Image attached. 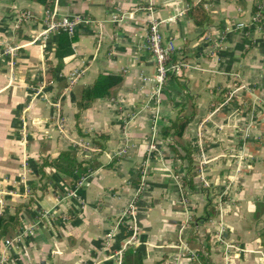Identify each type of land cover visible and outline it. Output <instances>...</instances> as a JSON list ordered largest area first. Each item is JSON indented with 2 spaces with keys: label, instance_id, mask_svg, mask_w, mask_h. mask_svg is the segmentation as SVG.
<instances>
[{
  "label": "crops",
  "instance_id": "1",
  "mask_svg": "<svg viewBox=\"0 0 264 264\" xmlns=\"http://www.w3.org/2000/svg\"><path fill=\"white\" fill-rule=\"evenodd\" d=\"M258 1L52 0L45 10L0 0V217L18 227L0 239V264H124L126 249L139 264H203L187 236L207 199L217 212L195 227L207 261L264 264V15L261 28L249 25ZM147 5L182 64L158 105L147 16L136 11ZM199 6L204 15L190 16ZM49 13L89 21L60 63L58 34L41 35ZM99 75L120 76L117 92L76 118L73 87ZM188 102L195 192L182 191L181 163L160 136ZM63 151L94 169L79 179L40 172Z\"/></svg>",
  "mask_w": 264,
  "mask_h": 264
},
{
  "label": "trees",
  "instance_id": "2",
  "mask_svg": "<svg viewBox=\"0 0 264 264\" xmlns=\"http://www.w3.org/2000/svg\"><path fill=\"white\" fill-rule=\"evenodd\" d=\"M35 3L42 6L45 10L50 8L52 0H33ZM257 12V7L253 8V13ZM193 14L199 15L203 14L204 11L201 6L191 9L189 11V15L192 16ZM263 13L261 14L263 18ZM261 18V20H262ZM255 29V28H254ZM76 38L74 35H69L64 32L58 33L56 48H55V58L57 59L58 63L61 60L69 55L72 52V45L75 43ZM170 61H175V56L171 53ZM47 81L49 82L54 78L55 72L50 64L48 71L46 72ZM121 83V77L116 75H99L92 84L87 86H80L76 85L73 87L72 91L74 94L77 114L78 115L90 108L92 103L96 99L101 98H111L117 92L119 85ZM195 106L192 103L188 102L187 111H180L177 117L170 121L169 124L161 130L160 136L163 140L168 141V147L171 150L174 160L179 161L181 163V167L183 169V173L180 177V184L181 189L184 192H195L194 186V178L198 174L199 167L196 162L193 160V149L190 143L186 142L183 139V132L187 126V124L192 120L195 114ZM99 139H103V137H97L93 139L94 144H97ZM51 167L59 174L72 178L76 177L77 179L81 178L89 171L93 170V166H84L83 161L77 160L76 154L71 151H63L59 154L57 158L54 160H44L42 162V166L40 172L43 173V169ZM204 194H207L206 189H202ZM215 207L211 204V199H207L204 207H203V214L199 218L193 217L190 221V231L187 236L188 246L191 249L197 250V255L199 260L203 264H211L207 261V258L204 256L203 252L199 251L200 244L198 243V235L195 227L201 221H207L208 219L212 218L216 214ZM15 220L5 221L4 217H0V239H8L11 237L12 233L18 228L17 224L13 226ZM17 231V230H16ZM15 231V233H16ZM207 245L204 246V251L208 252V238H206ZM123 261L124 264H139V255L133 249H126L123 253Z\"/></svg>",
  "mask_w": 264,
  "mask_h": 264
},
{
  "label": "built area",
  "instance_id": "3",
  "mask_svg": "<svg viewBox=\"0 0 264 264\" xmlns=\"http://www.w3.org/2000/svg\"><path fill=\"white\" fill-rule=\"evenodd\" d=\"M257 12L252 16L251 22L249 23L250 27L261 28V14L264 11V0H259L257 3ZM136 11H143L147 16V27L146 34L143 38L144 47L151 54L155 62V73L153 76L154 87L149 96V99H152L155 104L160 103V95L162 89L169 79V76L172 74H177L179 68L182 66L180 62H171L170 56L172 53V47L170 44L164 43L163 37L160 31V26L162 21L157 19L155 11L151 5L137 8ZM24 18H29L28 14H23ZM88 19L81 17H63L57 18L55 13H49L44 18L45 29L41 34L43 37L49 33H60L64 32L69 35H73L79 25L88 23ZM236 28L243 29L245 25L239 23L236 25ZM40 37H38L39 39ZM12 52V50H10ZM79 73H74L71 77L72 82H75L78 79ZM126 145L118 152V154H123L126 152ZM153 146H150L152 148ZM144 177L141 178V183L139 185V190L142 191L144 187ZM18 238V237H17ZM19 239V238H18ZM6 245L10 246L11 242L6 241Z\"/></svg>",
  "mask_w": 264,
  "mask_h": 264
}]
</instances>
